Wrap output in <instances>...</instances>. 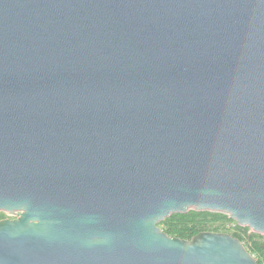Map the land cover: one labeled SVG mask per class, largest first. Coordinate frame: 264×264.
I'll return each instance as SVG.
<instances>
[{
  "label": "water",
  "instance_id": "water-1",
  "mask_svg": "<svg viewBox=\"0 0 264 264\" xmlns=\"http://www.w3.org/2000/svg\"><path fill=\"white\" fill-rule=\"evenodd\" d=\"M264 0H0V264H257Z\"/></svg>",
  "mask_w": 264,
  "mask_h": 264
},
{
  "label": "trees",
  "instance_id": "trees-1",
  "mask_svg": "<svg viewBox=\"0 0 264 264\" xmlns=\"http://www.w3.org/2000/svg\"><path fill=\"white\" fill-rule=\"evenodd\" d=\"M4 216L0 212V220ZM158 227L168 237L186 241L202 232L228 234L243 244L257 264H264V236L237 226L227 215L189 211L186 214L171 215L160 222Z\"/></svg>",
  "mask_w": 264,
  "mask_h": 264
},
{
  "label": "flooded vegetation",
  "instance_id": "flooded-vegetation-1",
  "mask_svg": "<svg viewBox=\"0 0 264 264\" xmlns=\"http://www.w3.org/2000/svg\"><path fill=\"white\" fill-rule=\"evenodd\" d=\"M5 218H8L7 215H5L4 218H2V219H5Z\"/></svg>",
  "mask_w": 264,
  "mask_h": 264
},
{
  "label": "rangeland",
  "instance_id": "rangeland-1",
  "mask_svg": "<svg viewBox=\"0 0 264 264\" xmlns=\"http://www.w3.org/2000/svg\"><path fill=\"white\" fill-rule=\"evenodd\" d=\"M6 215V214H5Z\"/></svg>",
  "mask_w": 264,
  "mask_h": 264
}]
</instances>
